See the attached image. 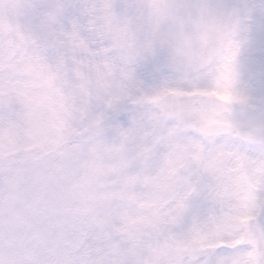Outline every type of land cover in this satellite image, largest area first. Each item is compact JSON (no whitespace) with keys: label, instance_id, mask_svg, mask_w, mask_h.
<instances>
[{"label":"clouds","instance_id":"1","mask_svg":"<svg viewBox=\"0 0 264 264\" xmlns=\"http://www.w3.org/2000/svg\"><path fill=\"white\" fill-rule=\"evenodd\" d=\"M0 264H264V0H0Z\"/></svg>","mask_w":264,"mask_h":264}]
</instances>
